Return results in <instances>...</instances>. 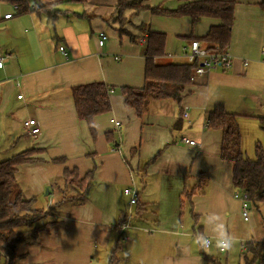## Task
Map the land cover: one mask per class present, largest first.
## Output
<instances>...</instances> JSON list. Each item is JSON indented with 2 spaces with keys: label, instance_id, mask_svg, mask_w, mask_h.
I'll return each instance as SVG.
<instances>
[{
  "label": "crops",
  "instance_id": "1",
  "mask_svg": "<svg viewBox=\"0 0 264 264\" xmlns=\"http://www.w3.org/2000/svg\"><path fill=\"white\" fill-rule=\"evenodd\" d=\"M7 3L14 7L10 1L0 0V52L7 56L0 68V162L10 154L42 150L35 155L39 161L18 167L17 181L28 199L48 190L53 193L55 200L44 207L45 211L59 202L57 188L65 170L77 169L81 177L93 172L87 203L64 205L54 220L58 223L40 233L37 245L17 247L23 256L18 264H110V259L114 264L148 260L149 264H209L203 255L216 259L212 250L219 248L213 244L201 249L195 237L207 231L205 218L212 212L221 216L235 240L242 241L235 225L240 216L233 219L242 214V203L234 198L238 190L232 183V165L220 158L221 131L206 127L209 112L197 110L192 101L198 91L207 97L203 89L211 85L214 75L246 78L264 65V0H237L227 50L232 57L230 69L196 77L180 105L172 99L151 101L142 119L125 106L120 93L122 87L139 89L145 83V41H141L145 38L136 26L145 23L151 31L166 34L165 56L156 62L169 64L180 63L176 56L191 43L190 38L204 45L200 39L212 26L221 24L219 19L203 18L193 23L188 17L127 12L125 17L136 21L129 24L132 33L140 37L133 43L128 36L120 37L114 30L116 23L108 20L115 0H102L86 8L107 21L79 18L73 12L81 13L83 7L66 4L60 6L66 15L53 23L36 13L19 16L14 10L12 14L5 8ZM179 4L177 0L150 1L151 6L168 9ZM7 14L13 16L5 19ZM100 32L109 38L103 47L98 44ZM60 45L66 48L68 59L59 52ZM93 82L114 89L111 111L94 118L96 139L88 125L78 119L71 92ZM260 104L264 108V102ZM183 105L191 107L189 120L182 118ZM235 115L241 126L247 116ZM30 119L40 128L37 136H30L24 128ZM178 120L181 124L177 128ZM108 132L114 134V141H108ZM184 138L197 142L200 148L184 143ZM16 148L19 153H14ZM134 148L136 154L132 155ZM55 158L66 160L54 164ZM149 160L153 162L144 170ZM133 185H141L139 203L131 208L134 215L127 231L129 239L120 241L118 224L130 209L123 190ZM191 191L195 195L188 202L186 194ZM187 211L190 222L185 227ZM241 218L247 223L243 214ZM252 226L250 241H264V228L256 233L254 221ZM243 242L241 252L247 243ZM143 255L146 261L139 260Z\"/></svg>",
  "mask_w": 264,
  "mask_h": 264
},
{
  "label": "trees",
  "instance_id": "2",
  "mask_svg": "<svg viewBox=\"0 0 264 264\" xmlns=\"http://www.w3.org/2000/svg\"><path fill=\"white\" fill-rule=\"evenodd\" d=\"M7 1L14 5L17 15L36 13L38 16H44L50 23L55 22L60 15H66V12L60 8L61 5L66 4H77L83 7L81 13L73 12L79 18L88 21L102 18L107 21L103 15L98 16L86 11L88 6L99 5L102 0H59L52 4H42L38 0ZM150 1L115 0L113 6L108 5L113 7V11L108 14V20L124 24L127 20L125 17L127 12L136 15L149 12L152 16L168 18L188 17L193 23H197L203 18H215L219 19L221 24L212 26L200 41L209 51L225 52L228 50L235 22L234 12L237 0H201L195 2L177 0L180 4L176 9H168L162 5L151 6ZM129 23L131 22L129 21ZM147 27L148 25L145 23L136 26L138 31L145 33L143 34L145 39H141V41H145L144 86L139 89L120 88V93L125 97V106L134 109L139 119L144 117L151 101L172 99L180 105L184 92L193 83L191 81L193 70L198 66V63L192 65L182 63L158 64L156 58L165 56L167 36L164 33L151 31ZM119 30L120 37L128 36L133 43L140 41L139 36L124 30L123 27ZM192 41L190 38V42ZM71 92L78 119L88 125L91 136L96 139L97 134L93 126L94 118L111 111L110 94L114 92V89L107 87L103 82H93L76 86L72 88ZM258 119L264 132V118ZM179 124H181V120L176 123L177 128ZM206 124L208 129L221 131L220 158L232 165L234 188L248 195V205L251 203L258 208L264 204V143L257 142L255 144L254 160L248 158L242 149L239 116L228 113L222 105L216 106L213 111L207 114ZM106 138L112 142L114 141V134L108 132ZM39 153H42V150L31 149L0 162V256L5 259L4 264H18L23 256L18 254L17 247L20 245H37L40 233L49 231L58 223L49 220L51 215L47 214L44 207L37 206V198L28 199L24 196L17 181L18 167L39 161L35 158V155ZM131 153L135 155L136 148L132 149ZM65 160V158H55L52 162L63 164ZM152 162L153 160L147 161L144 170ZM62 179L65 188L73 193L70 196L69 205L82 206L87 203L93 181V172L81 177L77 169L65 170ZM194 195L195 191L187 192L186 199L188 202H191ZM122 223L120 222V224ZM203 257L209 264H219L215 258L205 254ZM242 257L244 264H264V241H248L245 244ZM110 264H114L111 259Z\"/></svg>",
  "mask_w": 264,
  "mask_h": 264
},
{
  "label": "rangeland",
  "instance_id": "3",
  "mask_svg": "<svg viewBox=\"0 0 264 264\" xmlns=\"http://www.w3.org/2000/svg\"><path fill=\"white\" fill-rule=\"evenodd\" d=\"M42 4H52L49 2H43L41 0H38ZM111 2L112 0H108ZM5 8L7 11L11 12L12 14L15 13V7L10 5L9 3L5 4ZM1 7V4H0ZM134 23L136 22L134 18L128 17L126 22L123 23H116V27L114 28L115 31L119 34V29L123 27L124 30L131 31L132 27L128 24V22ZM124 25V26H123ZM148 28V27H147ZM112 30V29H111ZM108 32H110V28L108 29ZM140 32V31H139ZM142 34H145L143 32H140ZM228 74L225 73L224 75ZM192 85H194L192 83ZM203 90L207 92V97H202V93L199 91L195 94L193 99V106L200 110L202 108H205L206 112H211L214 110L216 104H221L224 106L225 110L234 113V114H241L245 115L247 117H243L241 120V132H242V142L244 146V152L245 155L250 158L251 160L255 159L254 155V149L255 144L258 141H261L264 143V132L261 129L259 119L257 118H264V108H262L260 105V97L262 95V92L264 90V65H261L258 67L257 71L254 73H249V75L246 78L243 77H226V78H220L217 77V75H214L213 81L211 85L207 84V87H205ZM209 92V94H208ZM240 125V124H239ZM19 148H16L14 150V153H19ZM18 155V154H17ZM21 155V153H19ZM16 156V155H13ZM12 154H10V158L13 157ZM9 158V159H10ZM135 177H137L135 175ZM137 188L140 189L141 185H137ZM57 190L59 191V202L54 205V208L51 210H46L47 214H50L49 220L54 221L55 219L59 218L60 212L59 209L62 208V204L69 205V199L70 196L73 195V193L68 190V188H65V183L61 181L58 184ZM44 192V194L37 196L38 199V207H46L50 202L54 201L55 198L53 196V193L51 191ZM48 195V196H47ZM47 196V197H46ZM139 203V202H138ZM61 207V208H60ZM135 206H132L134 208ZM250 209V221L245 223L243 221L242 214L239 213L237 216H234L233 219L237 218L236 220V229L238 230V238L244 240L243 244L251 240L252 235V222L254 221L257 224L258 228L255 232L258 233L259 230L264 228V204L263 207L260 209V211L251 203L249 204ZM241 214V215H240ZM188 211L186 213V223L185 227H188V224L190 222V219L188 217ZM125 220V219H124ZM123 220V221H124ZM122 221V222H123ZM119 226V225H118ZM247 234V235H246ZM243 235V236H242ZM246 239H248L246 241ZM242 241L235 240V244L231 250H228V253L221 252L220 249L217 251L216 249L212 250L214 253V256L216 257V260H218L219 264H244L243 261V251L241 252V243ZM245 246V245H244ZM133 260V258H130ZM139 260L146 261V256L143 255ZM5 259L0 256V264H4ZM133 261H130L128 264H134ZM150 260L147 262H143V264H149ZM140 264V263H138Z\"/></svg>",
  "mask_w": 264,
  "mask_h": 264
},
{
  "label": "built area",
  "instance_id": "4",
  "mask_svg": "<svg viewBox=\"0 0 264 264\" xmlns=\"http://www.w3.org/2000/svg\"><path fill=\"white\" fill-rule=\"evenodd\" d=\"M11 17H12L11 14H7L5 15L4 18L9 19ZM108 39L109 38L107 34H105L104 32H100L99 40H98L99 46L103 47L105 43L108 41ZM58 50L66 57V59H68V54L64 46L60 45L58 47ZM6 58L7 56H5L2 52H0V68H3L6 62ZM176 60L180 61V63L182 64H189V65L198 63V66H196L193 70V74L191 77L192 82L198 76L207 75L214 70H219V69L227 70L232 67V57L229 55L228 51H225V52L209 51L205 45H202L198 41H192L188 46H185L182 49V53L176 56ZM18 98L21 99L22 96H19ZM259 101L260 103L264 102V91ZM181 109H182V118L185 120H189L191 107L187 105H183ZM23 125H24V128L28 130V134L30 136H37L40 133V128L36 120H31V119L27 120L24 122ZM116 126L119 127L120 124L117 122ZM206 127H207V124H206ZM182 141L186 144L196 146L199 148L201 146L197 142L190 141L185 138ZM123 195L129 200L130 209L128 213L126 214V217L123 223L118 226V236H119L120 241H128L129 236L127 234V231L131 229V220L134 215V212L131 210V208L132 206L138 205L140 192L138 188L133 185V186H128L127 188H125L123 190ZM234 198L238 199L242 203V214H243L244 220L248 222L250 220L248 195L240 191H237L236 193H234ZM220 251L225 252L226 250L220 249Z\"/></svg>",
  "mask_w": 264,
  "mask_h": 264
},
{
  "label": "clouds",
  "instance_id": "5",
  "mask_svg": "<svg viewBox=\"0 0 264 264\" xmlns=\"http://www.w3.org/2000/svg\"><path fill=\"white\" fill-rule=\"evenodd\" d=\"M205 226L207 231L195 237V241L201 249H207L213 244L223 250H231L233 248L235 239L218 213L212 212L208 214L205 218Z\"/></svg>",
  "mask_w": 264,
  "mask_h": 264
}]
</instances>
